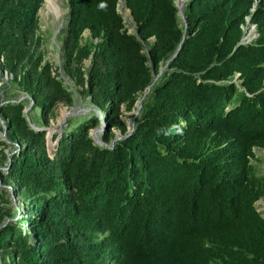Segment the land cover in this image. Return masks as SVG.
Listing matches in <instances>:
<instances>
[{
	"label": "trees",
	"instance_id": "16d2710c",
	"mask_svg": "<svg viewBox=\"0 0 264 264\" xmlns=\"http://www.w3.org/2000/svg\"><path fill=\"white\" fill-rule=\"evenodd\" d=\"M42 2L0 0V83L7 71L3 91L27 95L0 105L16 150L6 176L28 201L31 227L25 234L20 219L0 231L5 255L13 264H264L255 206L264 175L252 164L264 150V0L250 44L240 24L254 0H189L183 21L174 0H125L133 32L119 0H67L63 67L124 134L102 146L89 136L100 119L84 117L53 136L52 151L41 119L74 99L38 51ZM144 92L126 133L122 109ZM28 101L37 115L24 111Z\"/></svg>",
	"mask_w": 264,
	"mask_h": 264
},
{
	"label": "rangeland",
	"instance_id": "374dc122",
	"mask_svg": "<svg viewBox=\"0 0 264 264\" xmlns=\"http://www.w3.org/2000/svg\"><path fill=\"white\" fill-rule=\"evenodd\" d=\"M58 4L62 14L56 16L50 12L46 6L45 0L38 11L39 27L37 35L40 37V45L38 51L41 52L43 62L48 63L51 67L52 74L57 75V78L63 80V83L67 90L72 92L74 102L67 104L65 102H57L52 108L51 112L47 115L46 121L42 118L41 125L44 130L47 131V142L52 151L57 145L54 137L60 136L65 129H71V123L86 118L97 117L100 119V123L90 130L89 136L94 139L95 142L102 146H111L115 140H118L123 136L124 132L118 128H110L107 123L104 113L99 110L97 106L93 104L89 95L86 94L83 85L77 82L74 71L63 67V34L62 30L65 25V18L68 11L67 0H55ZM118 12L123 16L126 27L129 32H133L135 24L133 22L130 10L125 6V0H119ZM181 21L184 19L180 18ZM92 39L90 32L85 31L83 33L81 43ZM95 42L96 39H93ZM0 63H3V59H0ZM89 65V61L85 60L81 64V69L84 70ZM11 82V74L7 71L4 72V76L0 83V105L9 101L23 100L27 98L25 92H23L17 86L8 87L3 91L5 85H9ZM11 85V84H10ZM144 93L138 95L137 103L132 110L126 111L122 109L121 121L124 123L126 133H129L133 129L134 117L138 113L140 101ZM31 101L26 102L24 111L26 114L37 115L38 108L32 110ZM2 120L0 117V193L3 195V200L0 201V231L3 228L9 227L11 224L15 225L20 219L23 221L20 223L25 234L30 233V225L27 223V205L28 201L24 200V197L19 193L20 189L16 181L8 180L6 173L8 170V162L12 155L16 152L14 145L10 143L9 139L5 136ZM104 135L108 137V141H104ZM252 164L255 166L258 175H264V150L261 148L254 149V159ZM257 211L264 217V198L258 200L255 203ZM25 220V221H24ZM5 257V259H4ZM0 264H13L11 259L5 255L2 247H0Z\"/></svg>",
	"mask_w": 264,
	"mask_h": 264
},
{
	"label": "built area",
	"instance_id": "2783aa9c",
	"mask_svg": "<svg viewBox=\"0 0 264 264\" xmlns=\"http://www.w3.org/2000/svg\"><path fill=\"white\" fill-rule=\"evenodd\" d=\"M188 1L189 0H174L175 5L178 8L179 18L183 19V9L186 6ZM258 2L259 0H254L253 6L250 8L249 13L244 17L243 22L240 24V29L242 31V36L240 39L241 44H250L254 42L259 36L258 25L252 19V16L255 12ZM238 76H239L238 73L235 74V78H237ZM2 124H3V121H2Z\"/></svg>",
	"mask_w": 264,
	"mask_h": 264
},
{
	"label": "bare ground",
	"instance_id": "6f19581e",
	"mask_svg": "<svg viewBox=\"0 0 264 264\" xmlns=\"http://www.w3.org/2000/svg\"><path fill=\"white\" fill-rule=\"evenodd\" d=\"M45 2L50 12L54 13L56 16H59L60 14H62L55 0H45Z\"/></svg>",
	"mask_w": 264,
	"mask_h": 264
},
{
	"label": "clouds",
	"instance_id": "9594fccd",
	"mask_svg": "<svg viewBox=\"0 0 264 264\" xmlns=\"http://www.w3.org/2000/svg\"><path fill=\"white\" fill-rule=\"evenodd\" d=\"M253 3H254V2H253ZM252 6H253V5H252ZM252 6H251V7H252ZM256 7H257V6H256ZM255 10H256V9H255ZM249 11H250V10H249ZM248 13H249V12H248ZM254 13H255V12H254ZM183 17H184V16H183ZM183 19H184V18H183ZM252 19H253V16H252Z\"/></svg>",
	"mask_w": 264,
	"mask_h": 264
}]
</instances>
